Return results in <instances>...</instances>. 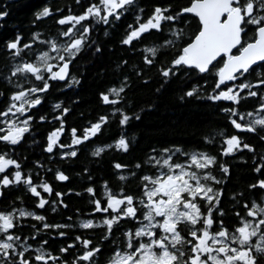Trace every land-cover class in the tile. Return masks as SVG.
<instances>
[{
  "label": "snow or ice",
  "instance_id": "obj_1",
  "mask_svg": "<svg viewBox=\"0 0 264 264\" xmlns=\"http://www.w3.org/2000/svg\"><path fill=\"white\" fill-rule=\"evenodd\" d=\"M74 8L44 6L36 13L34 24L56 17L59 28L54 36L33 32L26 43L19 34L5 42L11 60L0 70V82L7 85L6 94L0 92L6 101L0 107V201L22 189L33 198L34 209H68L64 202L67 193L57 191L45 177L51 173L56 181L67 182L69 176L60 169L45 168L40 161L29 168L28 158L22 162L15 149L32 131L34 113L52 82L78 84L70 66L85 49L101 51L92 33L129 12L136 14V22L128 25L122 45L134 47V42L153 32L162 41L144 47L141 56L145 67L134 73L137 80L153 68L162 85L180 76L195 77L197 83L181 99L199 98L203 89L205 98L216 104L235 131L219 133L216 154L164 147L151 149L146 159L134 164L113 162L121 181H139L136 191L129 190L126 183L114 190L104 181L101 193L92 186L90 170L83 168L90 182L84 192L92 218L80 219L78 224L51 223L45 215L19 206L23 196H16L0 208V264H264V196L249 198L264 193V152L258 151L264 146V0L156 4L146 19L136 0H74ZM6 15L0 10V18ZM129 80L125 74L119 87L101 92V103L110 111L83 126L66 129L70 109L61 102L52 106L51 117L39 115V121L59 125L48 132L43 147L49 163H54L52 157L57 154L61 161L79 159L85 145L103 135L112 122L123 129L140 119L128 106ZM207 88H211L210 93ZM225 101L231 103H216ZM68 132L71 142L64 143L61 137ZM246 135L255 137L256 143ZM215 139L208 135L204 141L214 144ZM110 149L128 154L131 142L122 133L113 144L95 147L91 156L101 158ZM245 151L251 154L255 176L245 190L233 191L231 202L235 206L226 210L223 200L230 168L220 158L242 156ZM75 212L83 215L80 209ZM96 216L101 219L96 221ZM97 228L101 230L98 238L80 232L57 251L50 250V240L68 238L65 229L94 232Z\"/></svg>",
  "mask_w": 264,
  "mask_h": 264
},
{
  "label": "trees",
  "instance_id": "obj_2",
  "mask_svg": "<svg viewBox=\"0 0 264 264\" xmlns=\"http://www.w3.org/2000/svg\"><path fill=\"white\" fill-rule=\"evenodd\" d=\"M188 0H136L137 5L144 9L143 16L146 19L152 8L156 4L186 5ZM44 6L52 8H74V0H0V10L7 12V15L0 18V70H3L10 62L11 57L5 50V42L14 38L17 34L23 37V42H28L32 38L33 32H40L47 36H54L59 26L55 24V18H45L42 21L33 23L35 15ZM76 12L80 9L74 8ZM136 14L133 12L122 15L119 21H114L110 26L100 25L92 33V40L101 47V51L85 49L76 62L70 66L72 74L79 80L78 84L66 86L64 82H52V87L42 101L41 106H37L36 123L32 131L26 133L27 137L22 144L15 149L16 154L21 158L27 157V165L30 168L34 161H40L45 168L60 169L69 176V181H56L54 175L48 173L46 179L57 191L67 193L64 202L68 209L58 208L53 212L51 208L47 210L34 209L33 198L30 194L20 191L10 192L6 198L0 201V208L11 204L16 196H23V201L17 202L19 206L27 210H35L39 214L45 215L51 223H77L80 219L92 218L88 216L90 206L88 195L84 188L89 185L86 179L87 174L82 169L87 167L92 175V186L99 192H103V183L108 181L109 185L118 190L126 183L127 188L136 191L138 180L129 178L127 182L121 181L112 167L113 162L135 163L144 160L153 148L179 147L186 152L208 151L216 154L220 148L219 133H229L235 130L229 126L225 115L221 113L216 104L205 98V91H200V97H186L181 99L184 92L189 87L197 83L195 77L180 76L170 83L162 85V79L157 74L156 68L147 71L146 75L137 80L135 72L145 67L141 53L145 46L151 47L159 45L162 41L159 34L153 32L151 35L145 34L143 41L135 43V46H126L120 43L121 39L129 30L128 25L135 26ZM187 27V26H186ZM194 28V24L192 26ZM167 34V30H165ZM127 61V65L124 64ZM130 77L129 90H127L129 107L139 120H133L131 126L121 129L115 122L103 129V135L93 138L92 144H86L79 153V159L63 160L59 156L52 157L54 163H49L48 154L44 153L43 147L46 143V136L54 126L58 124L45 123L39 121V115H49L53 113V105L61 102L70 109L65 123L66 129L83 126L89 121H94L98 116L110 111L101 103L99 94L107 91L110 87H119L124 75ZM148 82L145 83L144 81ZM203 86V81H199ZM212 83L211 79L208 81ZM7 85L0 82V92L6 94ZM206 87V86H205ZM159 89V91L157 90ZM211 92V88H207ZM5 96H0V107L5 104ZM221 106H228L231 102H216ZM251 103V102H247ZM243 110V109H242ZM131 114V113H130ZM124 133L131 142V151L124 154L120 150H107L101 158H94L91 152L95 147L103 144H113L115 139ZM215 136L214 144H205V136ZM246 139L256 143L255 137L246 135ZM62 142L70 143V132L62 135ZM264 152V146L258 148ZM222 163H227L230 168V179L226 181L225 197L223 207L226 210L232 209L235 205L231 202L233 191H243L248 183L253 182L255 173L252 171L253 160L251 154L245 151L243 155L220 158ZM27 171V168L25 169ZM144 171H148L147 168ZM35 174V170L34 173ZM126 174V173H125ZM214 174L219 176V170L215 169ZM44 176V172L41 171ZM68 189H73L68 193ZM81 195L77 196L75 193ZM46 195V194H45ZM264 196V193L250 195L249 198ZM80 209L83 215L76 214L75 210ZM72 216L68 221L67 217ZM100 216L95 220L99 221ZM34 223V221H32ZM27 231V229H26ZM68 238L50 240V250L55 252L59 247L74 239L80 232H87L88 235L98 238L101 230L97 228L94 232L87 230L65 229ZM119 233H117V237Z\"/></svg>",
  "mask_w": 264,
  "mask_h": 264
},
{
  "label": "water",
  "instance_id": "obj_3",
  "mask_svg": "<svg viewBox=\"0 0 264 264\" xmlns=\"http://www.w3.org/2000/svg\"><path fill=\"white\" fill-rule=\"evenodd\" d=\"M61 82H63V81H61Z\"/></svg>",
  "mask_w": 264,
  "mask_h": 264
}]
</instances>
